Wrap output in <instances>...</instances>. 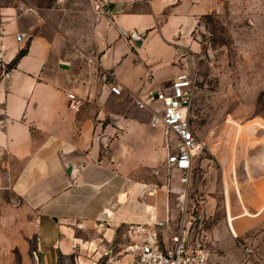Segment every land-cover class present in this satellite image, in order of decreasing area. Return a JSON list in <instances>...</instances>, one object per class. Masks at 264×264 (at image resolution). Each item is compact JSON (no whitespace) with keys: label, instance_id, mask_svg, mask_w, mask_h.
<instances>
[{"label":"crops","instance_id":"obj_1","mask_svg":"<svg viewBox=\"0 0 264 264\" xmlns=\"http://www.w3.org/2000/svg\"><path fill=\"white\" fill-rule=\"evenodd\" d=\"M21 1L28 9L0 10V47L13 66L0 86V199L8 193L34 212L36 264H94L118 229L153 221L168 223L164 246L181 234L188 252L198 249L187 212L170 209L178 172L166 164L164 132L130 96L170 86L183 72L176 50L198 49L216 4L103 0L112 12L106 17L89 0L92 49L68 59L60 40L40 30L64 26L63 9L50 0ZM17 34L28 39L18 43ZM113 82L122 97L110 92ZM67 94L83 100L79 111L69 108Z\"/></svg>","mask_w":264,"mask_h":264},{"label":"rangeland","instance_id":"obj_2","mask_svg":"<svg viewBox=\"0 0 264 264\" xmlns=\"http://www.w3.org/2000/svg\"><path fill=\"white\" fill-rule=\"evenodd\" d=\"M50 5L67 14L65 25L41 26V32L60 40L65 58L87 56L93 37V26H85L89 0ZM11 6L28 9L21 0H0V10ZM216 8L203 20L198 49L189 52L186 66L195 80L188 119L198 149L184 212L199 248L223 262L264 264V0H219ZM169 200L170 209L182 214L178 196ZM35 221L23 202L2 196L0 264H36ZM124 230L91 262L130 261ZM247 248L254 250L250 257Z\"/></svg>","mask_w":264,"mask_h":264},{"label":"built area","instance_id":"obj_3","mask_svg":"<svg viewBox=\"0 0 264 264\" xmlns=\"http://www.w3.org/2000/svg\"><path fill=\"white\" fill-rule=\"evenodd\" d=\"M209 4H217L219 0H206ZM95 11L98 15L112 17L109 3L103 0L95 1ZM123 37L127 32L120 28ZM25 34H17L18 43L26 41ZM189 52L178 49L175 52L174 64L183 72L178 75L168 87H156L143 94L131 95V101L140 111L148 112L151 127L161 129L165 135L168 155L166 164L178 172V185H170L169 193L178 196L177 207L184 212L185 199L188 195L192 179L194 159L198 149L196 135L188 119L189 108L192 104L195 80L186 71ZM93 62V61H91ZM12 63L6 58V49L0 47V86L11 79ZM110 92L116 97L124 95V88L117 82L110 85ZM69 108L79 111L83 100L74 94H67ZM168 227L165 221L130 224L124 233L128 241L127 252L131 259L125 264H235L212 260L211 253L206 249H195L188 252L180 236H173L171 243L164 246L162 231ZM77 249V248H75ZM254 250L247 248L250 257Z\"/></svg>","mask_w":264,"mask_h":264},{"label":"trees","instance_id":"obj_4","mask_svg":"<svg viewBox=\"0 0 264 264\" xmlns=\"http://www.w3.org/2000/svg\"><path fill=\"white\" fill-rule=\"evenodd\" d=\"M25 54V51H23V52H21L20 54H19V56L17 57V59H19L21 56H23ZM16 59V60H17Z\"/></svg>","mask_w":264,"mask_h":264},{"label":"bare ground","instance_id":"obj_5","mask_svg":"<svg viewBox=\"0 0 264 264\" xmlns=\"http://www.w3.org/2000/svg\"><path fill=\"white\" fill-rule=\"evenodd\" d=\"M114 208V207H113Z\"/></svg>","mask_w":264,"mask_h":264}]
</instances>
